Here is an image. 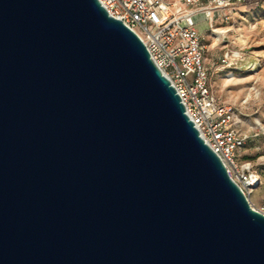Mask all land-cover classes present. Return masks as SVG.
Returning <instances> with one entry per match:
<instances>
[{"label": "water", "instance_id": "95a60500", "mask_svg": "<svg viewBox=\"0 0 264 264\" xmlns=\"http://www.w3.org/2000/svg\"><path fill=\"white\" fill-rule=\"evenodd\" d=\"M0 264H264V214L98 0H0Z\"/></svg>", "mask_w": 264, "mask_h": 264}, {"label": "built area", "instance_id": "2783aa9c", "mask_svg": "<svg viewBox=\"0 0 264 264\" xmlns=\"http://www.w3.org/2000/svg\"><path fill=\"white\" fill-rule=\"evenodd\" d=\"M108 16L120 21L144 44L154 66L166 77L203 142L220 159L228 177L248 200L259 184L249 163L239 160L248 135L233 126L234 112L217 104L204 64L206 46L195 30L202 15L214 34L217 17L227 24L244 0H98ZM227 55L223 57L225 63ZM261 213V212H260Z\"/></svg>", "mask_w": 264, "mask_h": 264}, {"label": "rangeland", "instance_id": "374dc122", "mask_svg": "<svg viewBox=\"0 0 264 264\" xmlns=\"http://www.w3.org/2000/svg\"><path fill=\"white\" fill-rule=\"evenodd\" d=\"M196 17L195 30L206 46L210 92L217 104L232 108L234 128L248 135L239 160L249 163L259 178L248 202L264 214V0H244L227 24L217 17L214 34L202 15Z\"/></svg>", "mask_w": 264, "mask_h": 264}, {"label": "bare ground", "instance_id": "6f19581e", "mask_svg": "<svg viewBox=\"0 0 264 264\" xmlns=\"http://www.w3.org/2000/svg\"><path fill=\"white\" fill-rule=\"evenodd\" d=\"M221 33H222L221 31H217V32H215L216 35H219V34H221Z\"/></svg>", "mask_w": 264, "mask_h": 264}, {"label": "crops", "instance_id": "0c3cea01", "mask_svg": "<svg viewBox=\"0 0 264 264\" xmlns=\"http://www.w3.org/2000/svg\"><path fill=\"white\" fill-rule=\"evenodd\" d=\"M196 19H197V17H196ZM205 52H206V51H205ZM204 64H205L206 68L208 69V67H207V65H206V63H205V58H204Z\"/></svg>", "mask_w": 264, "mask_h": 264}]
</instances>
